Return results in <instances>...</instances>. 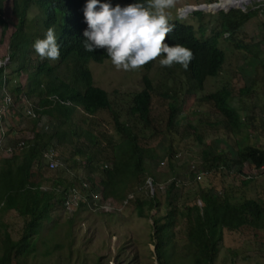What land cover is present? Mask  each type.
Segmentation results:
<instances>
[{
	"label": "trees",
	"instance_id": "trees-1",
	"mask_svg": "<svg viewBox=\"0 0 264 264\" xmlns=\"http://www.w3.org/2000/svg\"><path fill=\"white\" fill-rule=\"evenodd\" d=\"M122 1L147 4V0ZM86 2L87 0H0V15L7 13L8 21L13 27L7 56L9 62L15 63L14 67H9L10 64L0 65V90L4 88L14 101L21 100L22 94L23 98L25 95H35L28 104L31 125L34 126L38 116H44L45 125H49V130L37 125V130H33L32 136L27 138L26 144L18 151L8 156L0 154V216L13 210L22 217L20 231L14 238L1 223L0 264H20L17 257L33 251L43 228V221L49 219L55 206L60 207L69 186L81 178L89 182L93 180L103 196L120 199L131 193L135 213L151 219V234L154 239L151 243L154 244L156 264L166 263L168 242L165 241L172 233V210L177 206V191L171 183L167 184L163 200L157 196L158 189L149 194L145 188L146 176H150L152 183L156 181L154 170L148 161L155 157V152L140 143V139L146 136L145 132L152 125L151 81L146 75H141L142 86L132 92H119L115 89L107 91L93 84L86 67L87 60L100 62L107 54L104 49L92 53L84 51L83 43L86 38L83 32L87 24L83 9ZM227 4L231 2L224 1V5ZM32 5L37 8V13L34 26L27 28L26 15ZM262 13V4L219 12L217 31L209 35H202L201 32L199 36L191 24L181 19L169 20L175 24V30L166 39V43L170 46L180 44L193 52L194 59L189 65L188 75L198 87H202L205 77L215 74L224 58L223 50L218 46V38L233 39L234 34L243 29L244 22L253 16L259 21L258 39L245 44L237 40L234 42L264 66V58L261 56L264 51ZM6 23L5 20L1 33L9 25ZM48 27H55L57 31V43L61 49L59 60L63 63L59 75L54 70L58 67L59 60L52 66L47 59L41 60L37 54L33 56V60L27 57L29 51H34V42L44 38ZM152 63L153 61L144 67H150ZM21 73L24 74L23 80L17 79ZM245 90H250L249 84L241 92ZM233 95L231 86L224 85L204 92L201 97L212 102L224 121L238 128L240 114L229 103ZM113 99L115 103H125L123 112L112 104ZM101 108L107 110L118 139L108 138L105 143L98 139L97 123L91 115ZM166 108L169 126L179 109L171 102H166ZM78 109L82 112L78 113ZM1 120L5 121L6 116L0 110ZM51 137H55V144L67 145L69 151L64 160L71 173L56 170L52 175L45 174L46 168L40 164L39 156ZM243 147L241 152L235 153L238 169H241L244 162H248L253 174L264 171V147L252 143ZM218 154L216 158L223 162L225 157L221 158V152ZM212 166L217 168L214 163ZM79 168L84 173L77 172ZM252 176L248 174L244 182ZM143 190L147 194L142 195ZM197 199L199 203L194 201L184 207L188 240L185 242L184 254L189 257L188 264H214L223 228L234 230L243 225L264 228V201L260 198L246 196L240 200H231L227 191H216L211 186H204L199 188ZM161 204H164V209L166 207L163 212L156 209L151 212ZM70 219L69 217L68 220Z\"/></svg>",
	"mask_w": 264,
	"mask_h": 264
},
{
	"label": "rangeland",
	"instance_id": "rangeland-1",
	"mask_svg": "<svg viewBox=\"0 0 264 264\" xmlns=\"http://www.w3.org/2000/svg\"><path fill=\"white\" fill-rule=\"evenodd\" d=\"M218 1L176 0L175 6L167 10L168 18L181 19L191 24L197 36L201 32L202 35H209L217 31L219 12L232 8L246 9L257 4L264 6V0H237L241 5L218 9L224 6V1L235 3L234 0H224L214 7L218 10H212V7L187 9L191 5ZM101 2H109L113 6L120 4L122 7L132 4L124 3L122 0H101ZM183 8H185L184 13ZM36 13L37 8L32 5L26 15L27 28L34 26ZM260 16L263 17L264 13ZM8 18L7 13L0 15V64L3 62L2 65L10 64L9 67H14L15 63L9 62L7 56L10 32L13 29ZM5 20L9 25L1 33ZM259 34V21L253 16L244 22L243 29L235 33L233 39L218 38V46L223 50L224 58L219 70L205 77L202 87H198L195 81L191 80L188 69L184 70L178 64L171 68L161 67L159 59L163 57L153 61L150 67L134 71L117 70L108 56L100 62L87 60L86 67L91 81L107 91L115 89L119 92H132L139 89L142 86L143 74L151 81L152 125L145 132L146 136L140 139V143L155 152V157L148 161L154 170L156 180L162 181L166 179L165 177L180 180L177 187L173 186L177 191L175 201L177 206L172 210L173 224L170 227L172 233L165 241L168 242L165 264H188L189 257L184 254L187 240L184 207L194 201L197 202V192L200 187L211 186L216 191L225 190L231 200L250 196L264 201V171L253 174L248 162H244L239 170L235 155L241 152L247 143L264 147V116H260V112L264 110V66L234 42L237 40L245 44L258 39ZM33 52L36 55L35 51ZM262 52L261 56L264 58V51ZM47 61L52 66L58 63V61ZM61 68L63 63L59 60L58 67L54 69L57 70L58 75L61 73ZM19 78L23 80L24 74L21 73ZM248 84L250 90L241 92ZM224 85H230L234 94L229 103L240 114L241 121L238 128L224 121L212 102L205 101L201 97L204 92L216 90ZM34 96H29L27 101L34 99L36 97ZM166 102L173 103L179 109L169 126L166 121ZM23 103L26 104L25 97ZM112 104L121 112L125 109L123 102L115 103L113 99ZM9 111L17 112V107L11 106ZM80 112L82 111L78 109V113ZM28 115L31 116L30 111ZM91 117L97 123L96 130L99 131L97 134L101 143H105L108 138L118 139L107 110L101 108ZM6 121H2L3 125L9 138L14 139L13 134L10 133L13 129L9 125V120L7 123ZM15 122L16 125L12 126L15 131L21 133V137L28 131L23 140L30 138L33 130H37L36 121L32 127L29 118L24 119L20 116ZM39 125L43 126L41 129L49 130V125H45L44 121ZM2 138L3 144H7V137ZM50 140L45 146V152L52 151V155L59 163L53 169H45V174L52 175L56 170L65 173L67 162L64 158L68 156L69 149L65 143L55 144V137H51ZM23 146L21 145V148ZM168 147H170L169 152ZM53 149L56 152H53ZM220 152L223 154L221 158L225 157L223 162L216 158ZM157 160L160 162L158 165ZM213 163L217 168L212 166ZM196 167L204 170L201 178L195 176ZM76 171L84 173L81 168ZM248 174L253 176L244 182ZM96 188L99 189L98 186ZM145 188L149 189L148 186ZM94 192L98 196V192L96 190ZM163 193L158 192V198L164 200ZM141 194L147 193L143 190ZM103 197L105 199L107 196ZM132 198L130 195L127 196L126 204L121 210L105 214L91 213L86 209L72 213L62 211L55 206L50 212L49 219L43 221V228L33 251L23 257H17L20 264H156L154 244L151 243L154 242L151 234V219L135 213ZM85 205L86 202L80 200V206L85 207ZM155 209L163 212L166 207L164 209V204H161L154 207L151 212ZM68 217L71 218L70 223L67 221ZM1 223L14 238L20 231L22 217L13 210H8L0 216V228ZM221 238L214 264H264V228L256 229L246 225L234 230L223 228ZM12 262L14 263V259Z\"/></svg>",
	"mask_w": 264,
	"mask_h": 264
},
{
	"label": "clouds",
	"instance_id": "clouds-1",
	"mask_svg": "<svg viewBox=\"0 0 264 264\" xmlns=\"http://www.w3.org/2000/svg\"><path fill=\"white\" fill-rule=\"evenodd\" d=\"M175 4L176 0H147L146 5L132 3L122 7L101 0H87L83 9L87 24L83 32L84 51L106 50L117 70H139L160 57H163L159 59L161 67L171 68L178 64L187 70L194 59L193 52L183 45L166 43L175 30L167 10ZM33 49L41 60L58 61L61 49L56 28L48 27L44 38L34 42Z\"/></svg>",
	"mask_w": 264,
	"mask_h": 264
},
{
	"label": "built area",
	"instance_id": "built-area-1",
	"mask_svg": "<svg viewBox=\"0 0 264 264\" xmlns=\"http://www.w3.org/2000/svg\"><path fill=\"white\" fill-rule=\"evenodd\" d=\"M2 63L0 65H2ZM3 89L4 88H2L1 91ZM5 92L6 93L1 97V102H3V104L0 103V110L7 108V106H9L11 104L10 96L6 90H5ZM29 111L30 110L27 109L26 113H28ZM260 115L264 116V111H262L260 113ZM39 123H38V126H40ZM2 137H3V132L1 131L0 146L4 149V151L9 152L8 148H6V145L3 144V142H2V139H3ZM20 143H22V141ZM53 152H55L54 149H53ZM42 156L46 159L47 166L49 168H55L57 166V164L59 163L56 160H54L55 157L52 155V151L51 152H45V150H44V151H42ZM195 171L197 172L195 174V176H197L198 178H201V176L204 174L203 169L195 168ZM144 183H145V187L148 186L149 189L152 190L153 183L151 181L150 176H146L144 178ZM166 183H171L173 186L177 187L180 183V180L178 178L172 177V178H169L166 181ZM158 186L161 188L164 186V184H158ZM80 187L83 189L82 193H80L74 186H70L67 189V195L63 199L65 207H67V208L74 207L76 204H78L80 202V200L83 199L86 202L85 206L90 208V209H97L100 211L117 212V211L121 210L123 208V206L126 204L127 196L130 195L132 197V194L128 193L126 195V197H124V198L111 199L110 197H106L104 199V197L102 196L101 190L96 188L97 185L93 180L91 182H89L86 179H82L80 181ZM95 190L98 192V196H97V193L94 192Z\"/></svg>",
	"mask_w": 264,
	"mask_h": 264
},
{
	"label": "crops",
	"instance_id": "crops-1",
	"mask_svg": "<svg viewBox=\"0 0 264 264\" xmlns=\"http://www.w3.org/2000/svg\"><path fill=\"white\" fill-rule=\"evenodd\" d=\"M32 56V57H31ZM33 56H34V52L31 50V51H29V54H27V57L30 59V60H33ZM17 79H20L19 77L17 78ZM5 85V84H4ZM6 87V86H5ZM6 92H5V89H3L2 91L0 90V103L1 104H3V102H1V97L5 94ZM9 94V93H8ZM9 96H10V94H9ZM23 96H24V94H22L21 96H20V98H21V100H18V101H14L13 99H11V96H10V100H11V104L5 109V110H3L2 111V109H1V111L4 113V115L6 116V123L8 122V120H9V118H10V122H9V125H13V124H15L16 125V122H15V120L16 119H18L19 120V117L20 116H22L24 119L25 118H29V116H28V114L26 113V110L27 109H29L30 108V106H28V104H29V102H32V100H29V101H27V98H28V96L27 95H25V101H26V104H24L23 103V100H24V98H23ZM11 106H13V108H15V107H17V112L14 114L13 112H8V110L10 109V107ZM41 120H45V117L44 116H38L37 117V121H36V124L38 125V123L39 122H41ZM31 121V120H30ZM12 127V131L10 132L11 134H13V137H14V139H11V138H9V136H8V133H7V130H6V128H5V125H3V122H2V120L0 121V134H1V131L3 132V136H5V137H7V140H8V143L7 144H5L6 145V148H8V150H9V152H6V151H4V149L0 146V154L1 155H5V154H7V153H13V152H16V151H18V149H20L21 148V145H25L26 144V142H27V139H22L23 137H24V135L25 134H27V132H25L24 133V135H22V137H21V133L20 132H18V131H15L14 130V128H13V126H11ZM39 128H40V126H38ZM22 141V143H20ZM45 150V148H43L42 150H41V152H40V156H39V162H40V164L44 167V168H48V169H53V168H49L48 166H47V161H46V159L42 156V151H44ZM55 150V149H54ZM5 156H8V155H5ZM54 160H56L57 162H59L58 160H57V158L55 157V159ZM160 162L157 160V165L159 164ZM197 169H199L200 167H196ZM166 179H164V180H162V181H159V180H156L154 183H153V188H152V190H150V189H147V192L149 193V194H151L152 193V191L154 190V189H158V192H164V189L166 188V185L167 184H169V183H166V181L169 179L168 177H165ZM82 179V178H81ZM81 179H79L76 183H74L73 184V186L80 192V193H82L83 192V189L80 187V181H81ZM158 184H164V186L163 187H159L158 186ZM72 186V185H71ZM70 187V186H69ZM67 195V191L65 192V194H64V197ZM64 197H63V199H64ZM111 199H114V198H112L111 197ZM197 203H199V200L197 199ZM57 208H60L62 211H66V212H75V211H77V210H83V209H86V210H88V211H90L91 213H107V212H113V211H100V210H97V209H90V208H88V207H82V206H80V202L78 203V204H76L74 207H71V208H67V207H65V205H64V201L62 200L61 201V205H60V207H57ZM69 218V217H68ZM68 218H67V221H70L71 222V219L70 220H68Z\"/></svg>",
	"mask_w": 264,
	"mask_h": 264
},
{
	"label": "bare ground",
	"instance_id": "bare-ground-1",
	"mask_svg": "<svg viewBox=\"0 0 264 264\" xmlns=\"http://www.w3.org/2000/svg\"><path fill=\"white\" fill-rule=\"evenodd\" d=\"M224 0H219L218 2H214V3H210L211 4V6H209L210 4H203L200 8H203V9H208L209 7H212V10H218L219 8H225V7H228V6H231V5H241L240 3L241 2H238L237 0H234L235 1V3L234 4H227V5H224V6H222V7H218V9H214V7L218 4H220V3H222ZM239 1H241V0H239ZM245 1H247V0H245ZM192 8H194L193 6H188L187 7V9L188 10H191Z\"/></svg>",
	"mask_w": 264,
	"mask_h": 264
},
{
	"label": "water",
	"instance_id": "water-1",
	"mask_svg": "<svg viewBox=\"0 0 264 264\" xmlns=\"http://www.w3.org/2000/svg\"><path fill=\"white\" fill-rule=\"evenodd\" d=\"M209 3V2H208ZM202 4H207V3H200V4H196V5H193L194 8H197V9H201L200 7L202 6Z\"/></svg>",
	"mask_w": 264,
	"mask_h": 264
}]
</instances>
